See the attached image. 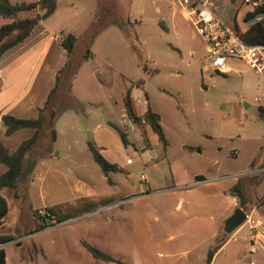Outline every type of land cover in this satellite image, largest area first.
I'll use <instances>...</instances> for the list:
<instances>
[{
  "label": "rangeland",
  "instance_id": "obj_1",
  "mask_svg": "<svg viewBox=\"0 0 264 264\" xmlns=\"http://www.w3.org/2000/svg\"><path fill=\"white\" fill-rule=\"evenodd\" d=\"M211 2L229 26L241 31L264 18L260 14L244 23L251 8L241 0ZM57 4L58 14L45 23L54 32H73L76 54L88 46L97 18L104 27L88 46L94 58L89 63L81 60L66 82L75 104L57 120V140L42 137L29 156L33 182L27 179L20 186L26 184L27 192H20L15 202L10 192H2L9 205L3 231L17 237L5 248L6 264H113L93 259L80 239L124 264H204L209 249L233 232L238 230L237 245L243 242L246 225L225 231V220L236 209L243 211L240 197L226 191L237 186L246 202L245 215L260 220L255 203L264 195V172L249 173L264 159V112L259 109L264 107V74L257 75L237 61H230L225 73L213 71L204 43L174 0H58ZM6 21L0 17V25ZM61 86L66 91V85ZM126 89L135 104L139 100L140 114L148 105L160 117L168 144L165 152L149 129L134 125L131 129L122 116L120 99ZM107 121L126 132L130 145H122L117 132L105 126ZM98 123L109 131L108 136L105 131L96 134L105 148L97 147L92 135ZM87 142H96L94 146L113 157L128 175L110 173L108 185ZM135 147L147 149L139 152ZM195 176L205 181L195 183ZM85 180L94 183V199L111 191L121 196L113 193L116 201L110 205L55 225L47 221L43 230L22 236L33 229L32 209L66 202L74 184ZM43 196L46 199L40 202ZM39 210L46 218L44 209ZM246 250L239 253L243 264Z\"/></svg>",
  "mask_w": 264,
  "mask_h": 264
},
{
  "label": "trees",
  "instance_id": "obj_2",
  "mask_svg": "<svg viewBox=\"0 0 264 264\" xmlns=\"http://www.w3.org/2000/svg\"><path fill=\"white\" fill-rule=\"evenodd\" d=\"M57 8V0H36L31 3L12 4L9 0H0V17L7 20L0 25V57L9 49L23 42L32 31L38 26L39 23L49 18ZM34 11L33 16H28V12ZM264 14V5L260 6L252 11H248L243 16V22L248 23L258 15ZM100 19L97 18L94 28L91 30L88 37V46L98 34V32L104 27L99 23ZM121 29H123L120 26ZM242 40L248 45H262L264 46V19L256 20L251 23L244 31L236 29ZM124 32V30H123ZM77 39L72 33L62 34L58 38V45L65 51L66 62L64 66L57 71L55 76V84L50 90L46 101L42 107L38 109V116L35 119H18L10 115H3L1 117L2 124L5 128V136H10L15 131L20 129H33L34 132L30 138L23 141L14 152H9L0 143V164L5 167V171L0 175V229L5 223L8 216L9 205L8 200L3 196V191L11 192V198L13 201L19 200V188L21 184L26 180L30 174L33 166V161H30L29 155L32 150L38 145L42 137L49 136V141L54 142L55 132L53 129V121L50 125L47 123V117L51 110L54 109V115L60 114L67 109L68 106L75 104L68 94V82L75 71L79 68L82 61H88L93 58V54L86 45L81 53H75L74 47ZM63 77V79L61 78ZM66 85V91L62 90L63 83ZM139 85V83H137ZM122 109L125 117L137 128L149 129L157 138V141L161 145L163 152H165L168 144L164 136L162 126L160 124V117L157 113H154L147 105L143 113H139L137 107L133 104L130 97V89H127L122 99ZM264 112V107L259 108ZM54 120V119H53ZM115 130L120 138V142L124 147L130 145L126 139V133L123 129L110 125ZM144 130V129H143ZM144 132V131H142ZM87 149L92 157V160L99 167L100 171L109 183V173L119 172V168L116 164L108 162L99 152V149L91 142H87ZM260 168L262 164H259ZM202 176L195 177V181H202ZM225 193V192H224ZM226 194L233 197H240V207L245 213L246 206L245 200L237 190V186H233ZM242 199V200H241ZM86 201V200H84ZM82 202V201H80ZM106 200L89 201L87 204L66 205L59 204L50 206L44 209L46 218L40 216L38 211H31L34 217L35 223L33 229L27 232H23L22 236L29 235L33 232L43 230L47 226V221H50V225H55L66 220L72 219L76 216L82 215L86 212L95 210L99 207L107 205ZM258 208V218L264 222V195L256 203ZM247 215V214H246ZM20 236V237H22ZM17 237L14 235L4 233L0 230V246L15 241ZM81 246L90 254V256L98 261L124 264L120 260L114 259L110 255L106 254L102 250L88 244L83 239L79 240ZM220 244L216 247L209 249L204 260V264H209L214 252L219 248ZM0 264H6L5 252L0 247Z\"/></svg>",
  "mask_w": 264,
  "mask_h": 264
},
{
  "label": "crops",
  "instance_id": "obj_3",
  "mask_svg": "<svg viewBox=\"0 0 264 264\" xmlns=\"http://www.w3.org/2000/svg\"><path fill=\"white\" fill-rule=\"evenodd\" d=\"M66 5L70 6L71 4L67 3ZM58 11H59V5L57 4L56 11L49 18L56 16L58 14ZM49 18H47L45 21L49 20ZM45 21L39 23L38 26H36V28L32 31V33L23 42L7 50L0 57V143L9 152H14L23 141L30 138L34 130L20 129L15 131L10 136H5V128L2 124L1 117L3 115H10L18 119L37 118L38 109L42 107L43 103L47 99L50 90L53 88L55 84V76L57 71H59L66 62L65 51L57 44V40L61 36L60 33L63 32V30L59 31L56 29V32H54L45 23ZM67 33L73 34V32H67ZM84 62L89 63V60ZM229 67H231L230 63H229ZM80 68L81 69L84 68V64ZM92 76L94 78V75ZM101 81L104 82L103 77ZM94 82L97 83L95 80ZM130 97L131 99H133L131 91H130ZM144 98H146L145 104L147 105L148 98L147 96H144ZM122 99L123 97L120 99L121 104H122ZM133 104L137 107L134 101ZM62 113L63 112L54 116L53 118L54 119L53 129L55 132L54 142L57 140L59 136L58 129L56 128V122L60 117H62ZM51 114L54 115V109L50 111L49 115ZM122 116H124V112ZM51 123L48 122V125H50ZM111 124L115 125L113 122L107 121L105 126L107 128H111L110 127ZM100 131H105L107 136L109 135L108 129L104 128L102 124L98 123L92 129V133H93L92 135L93 137H95V141H97L96 134H98ZM147 135L149 138L150 133H147ZM95 143L96 142H94V144ZM95 145L100 148H105L104 142L97 141ZM45 146L46 145H44L43 149L41 150V153L43 152ZM135 148H136L135 150L138 149L139 152H142L143 150L147 149V148L144 149L143 147L142 148L135 147ZM99 152L108 162L112 164H116L118 166L119 172L113 174H120L123 176L128 175L127 171L120 168L121 166H119V164L116 162V160L113 157H109V158L106 157L103 153L104 151H101L100 149ZM126 162H130V160L126 159ZM259 164L260 162L257 163L255 168L251 170V172L249 173L250 175L257 176L259 174L258 172H264L261 171ZM4 171H5V167L0 164V175ZM109 174H108V178L110 180ZM195 177H194L195 183H202L205 181V178L202 176L204 180L196 182ZM27 179L28 182L31 181L32 174H30V176ZM27 179L24 180L23 184L27 181ZM31 182H33V180ZM107 184L111 186L112 184L111 180L109 183L107 182ZM92 185H94V183L89 180H85L82 182L78 181L77 183L74 184L73 192L70 194L69 196L70 198L68 200H65L66 202L62 200L60 202H55L47 206L41 204L40 207L32 210L33 211L37 210L39 212L41 211L39 210V208L45 209L47 207L59 205L62 203L65 204L68 203L70 205L76 206V204L78 203L87 204V202L89 201H96V200H106L108 202L107 205H110L116 201L115 199H113L114 197V195H112L113 193L121 196L120 192L111 191L104 194V197L94 199L92 196L95 193L94 192L95 189L94 187H92ZM23 188H24V192H23ZM18 192L26 193L27 192L26 184L25 186L20 187ZM8 193L9 191H6V194ZM9 197H11V192ZM45 199L46 198H44L43 196L39 198V201L42 202L45 201ZM94 211L95 210L86 212L82 214V216ZM5 224L6 223L3 224L0 230H5V226H6ZM237 233L238 230L228 235L227 239L223 240L220 243L219 248L214 252L209 264H243L242 262L243 259L239 257V253L242 251V248L246 247L247 249L248 232L246 239L243 242H240L238 245H237L238 240H236ZM6 246L7 244L0 246L4 249V252ZM244 256L248 258L245 264H264V255L261 253L249 255L246 250ZM5 258H6V252H5Z\"/></svg>",
  "mask_w": 264,
  "mask_h": 264
},
{
  "label": "built area",
  "instance_id": "obj_4",
  "mask_svg": "<svg viewBox=\"0 0 264 264\" xmlns=\"http://www.w3.org/2000/svg\"><path fill=\"white\" fill-rule=\"evenodd\" d=\"M181 8L185 20L205 45L209 66L218 73H225L230 61L242 62L255 74H264V46L248 45L237 32V28L229 26L215 11L211 0H174ZM249 4L250 11L263 6L264 0H241ZM264 19V18H262ZM261 20V19H258ZM136 100V104H139ZM124 118L125 115L123 116ZM127 120L132 128V123ZM261 171H264V159ZM140 178L145 179L144 175ZM243 225L248 231L247 253L264 255V222L246 215Z\"/></svg>",
  "mask_w": 264,
  "mask_h": 264
},
{
  "label": "water",
  "instance_id": "obj_5",
  "mask_svg": "<svg viewBox=\"0 0 264 264\" xmlns=\"http://www.w3.org/2000/svg\"><path fill=\"white\" fill-rule=\"evenodd\" d=\"M53 114L49 116V123H51ZM246 215L243 211L236 209L230 217L225 220L224 228L227 233H232L240 227L245 221Z\"/></svg>",
  "mask_w": 264,
  "mask_h": 264
}]
</instances>
